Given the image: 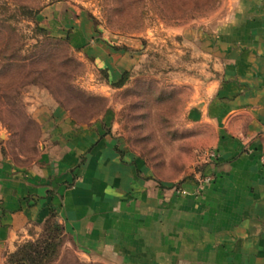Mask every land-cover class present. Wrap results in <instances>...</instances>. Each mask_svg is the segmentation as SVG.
<instances>
[{
    "label": "crops",
    "instance_id": "obj_1",
    "mask_svg": "<svg viewBox=\"0 0 264 264\" xmlns=\"http://www.w3.org/2000/svg\"><path fill=\"white\" fill-rule=\"evenodd\" d=\"M227 1L205 39L215 76L189 111L191 176L157 181L99 121L39 110L36 160L0 161L1 244L52 216L79 254L104 264H264V0ZM73 34L82 44L86 34ZM89 49L108 73L131 65L121 49Z\"/></svg>",
    "mask_w": 264,
    "mask_h": 264
},
{
    "label": "rangeland",
    "instance_id": "obj_2",
    "mask_svg": "<svg viewBox=\"0 0 264 264\" xmlns=\"http://www.w3.org/2000/svg\"><path fill=\"white\" fill-rule=\"evenodd\" d=\"M227 5L0 0V161L30 166L40 152L39 110H59L79 124L99 121L155 180L191 176L189 111L200 105L202 89L215 76L205 39L225 21ZM73 33L86 34L82 44L71 42ZM97 42L123 50L131 58L128 69L108 73L96 65L89 48ZM45 227L31 228L9 247L0 243V264H18L20 247L45 238L55 246L44 264H104L86 259L65 234Z\"/></svg>",
    "mask_w": 264,
    "mask_h": 264
},
{
    "label": "trees",
    "instance_id": "obj_3",
    "mask_svg": "<svg viewBox=\"0 0 264 264\" xmlns=\"http://www.w3.org/2000/svg\"><path fill=\"white\" fill-rule=\"evenodd\" d=\"M42 225L46 226L49 232L62 233L61 227L54 224L52 216L47 218ZM54 246L55 243L50 238L23 245L15 254L18 264H44L46 258L53 252Z\"/></svg>",
    "mask_w": 264,
    "mask_h": 264
},
{
    "label": "built area",
    "instance_id": "obj_4",
    "mask_svg": "<svg viewBox=\"0 0 264 264\" xmlns=\"http://www.w3.org/2000/svg\"><path fill=\"white\" fill-rule=\"evenodd\" d=\"M209 158H212L214 156V153L212 151H209L207 152L206 154ZM259 161H260V164L261 166L264 167V155H261L260 158H259ZM212 180V177L210 175H204V176H201L199 179H198V182L199 183H205V182H209Z\"/></svg>",
    "mask_w": 264,
    "mask_h": 264
}]
</instances>
